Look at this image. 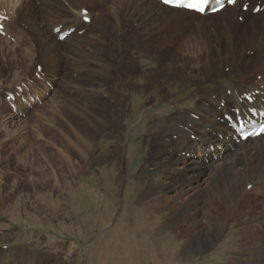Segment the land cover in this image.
Wrapping results in <instances>:
<instances>
[{"label":"rangeland","instance_id":"374dc122","mask_svg":"<svg viewBox=\"0 0 264 264\" xmlns=\"http://www.w3.org/2000/svg\"><path fill=\"white\" fill-rule=\"evenodd\" d=\"M86 1L87 5L80 7L88 9H84L83 14H91L93 11L95 14L92 15H105V22L106 19L115 22L113 11L123 16L126 14L127 9L120 7L118 0ZM152 1L160 3L159 0ZM245 3L248 2L242 1L234 8L228 7L224 13L215 17L174 13L164 7L159 10V15L166 16L163 25L167 26L160 29L150 42L142 39L130 41L128 37H131L132 31L129 30L131 35H124L122 43H118L117 34L109 30L108 46L116 54L128 53L132 47H136L138 50L142 49L146 56L142 60L136 59L137 61L159 59L164 69H150L147 66L140 72L149 73L146 96L151 97L158 90L165 95V99L161 108L146 114L150 124L145 131L134 129L139 119L131 120V124L127 122L131 118L128 102L122 111L115 105L114 111L109 113L100 112L99 108L92 105L96 116L107 122V128L103 129L98 125L96 128L85 126L81 129V133L92 144L90 149H86L71 125L81 111L74 99L77 98L81 103L86 99L79 97V93H70L71 96H68L79 107V112H75L66 99H52L58 89L56 82L62 77L58 76V67L42 62L41 53L45 50L47 35L38 33V27L32 24L20 27L17 23L18 14L14 16L11 11L17 9L16 0L11 3L0 0V16L8 18L3 21L5 29L0 34V251L7 254L8 250H12L9 255H3L4 259L0 260V264H255L252 262L255 257L250 253L241 255L224 251L221 237L210 243L207 253L188 261L180 256L179 249L171 245L172 235L187 243L193 234L205 232L209 228V223L204 220V206L208 197L197 201L194 194L204 190L205 186L208 187V182L212 180L211 174L215 171L217 173L216 165L207 169L192 186L177 184L164 190L163 186L168 185L165 177L155 181V185L153 181V169H157L154 160V136L157 129L154 127L156 124L167 125L176 121L180 113L181 116H192L200 121V115L193 111L179 112L182 107L180 99L195 90L199 92L198 86L204 87L210 81L204 79L205 73L202 70L191 66L184 69L178 67H181L183 75L170 74L167 64L173 58H179V65L185 61L195 62L205 54L206 46L216 49V35H221L223 48L229 49L225 34L221 32L223 29L219 26L221 21L234 17L243 23L240 21V13L258 15L263 12L254 13L253 10L256 4L264 6V0L253 2L247 11L243 10ZM69 8L66 6L65 9ZM46 9L50 12L56 10L53 6ZM150 21H154V17ZM247 22L249 25L243 23L241 30L238 27V33L235 32L236 40L244 47H247L249 39L262 27L261 21H257L255 27H250L252 19ZM201 23L203 26L198 28ZM125 28L126 26L121 27L123 30ZM79 34H83V31H79ZM191 38H195V43L191 42ZM254 54L253 51L247 53V59H254ZM13 55L19 57L20 62H14ZM237 56L240 54L237 53ZM244 68L245 63L240 62L237 70L244 83L259 81L264 86V74L248 76V71L242 75ZM73 74L75 78L79 77L78 74ZM182 76L186 78L183 79ZM50 84H53V88L48 89ZM260 89L264 94V87ZM10 94H13L14 99L9 97ZM54 100L60 103L62 101L63 105L52 104ZM12 102L18 106L28 104V107L24 115L17 116L9 124V116L17 114ZM207 105L206 102L204 106ZM67 109H70L69 112ZM160 115L165 118L159 120ZM182 120L181 117L179 121ZM204 121L207 123L208 118ZM191 133L193 134L192 131ZM213 134L221 139L218 132ZM230 138L235 141L237 134ZM230 138H227L228 143ZM210 142L211 138L207 137L201 146ZM257 142L250 138L247 146L253 147ZM185 146H192V142ZM170 152L177 155L173 149ZM182 155L191 160V152ZM212 159L220 158L210 157ZM230 160L227 159V162ZM206 163L213 164L209 160ZM251 165L252 170L256 167L262 169L264 159L253 160ZM244 167L247 166L235 165V174ZM111 169H115V172L109 171ZM217 182L220 183V180ZM216 189L213 186L207 193L215 194ZM220 194L223 198L221 200L226 203L227 199L223 193ZM244 198L252 205V211L255 210L258 214L263 206L264 194L255 191ZM154 199L159 202L154 203L155 208L153 206L154 209L149 211L153 215L149 216L148 212L142 211L141 204ZM198 212L202 214L198 215ZM232 224L230 227L235 225ZM22 254L24 255L21 256ZM10 257L15 258L16 263L10 262Z\"/></svg>","mask_w":264,"mask_h":264},{"label":"bare ground","instance_id":"6f19581e","mask_svg":"<svg viewBox=\"0 0 264 264\" xmlns=\"http://www.w3.org/2000/svg\"><path fill=\"white\" fill-rule=\"evenodd\" d=\"M2 1L11 3L15 0ZM259 1L260 0H246V2L250 4ZM117 2H119L120 7L127 10L124 16L113 11L112 15L114 16L113 19L115 22L109 21L108 19H106L105 22L103 18L105 15H92L93 11L91 14L87 13V15H84L82 11L85 8L81 9L80 7L87 5L86 0H16L17 9H11L14 16L18 14L17 23L20 27L21 25L29 26L32 24L38 27V33L47 35L45 41L43 40L45 50L41 53L42 62L43 64L55 65L58 67V76L62 77L61 80L59 78L60 81L56 82L58 89L57 93L53 94L52 99L59 97L61 99H66V101L71 104L69 106L75 112L78 111V106L76 107L75 103L80 105L81 111H78L80 116H77L78 118L76 117V120L73 119L74 123L70 124L74 126L77 136L86 149H90L92 144H90L89 140L81 133V129L83 130L85 126L96 128L98 125H100V128L101 126L103 129L107 128V122L101 120L99 116H96L97 113L95 114L93 111L92 105H94L95 108H99L100 112L109 113L114 111L115 105L122 111L125 104L128 102L129 106L127 107L130 110L131 118L127 120V122L131 124V120L139 119L134 129L140 128L145 131L146 128L149 129L148 125L150 124L149 119L146 118V114L149 112L154 113L156 109L161 108L165 99V95H162L158 90H155V95L151 97L146 96L149 73L148 71L140 72L141 69H145L147 66H150V69H164L159 59H152L151 61L145 59L144 62L137 61L136 59L142 60V58L146 56L142 52V49L138 50L136 47H132L128 53L116 54L111 50L112 48L110 49L108 46L109 30L114 32L115 35L117 34L116 41L118 43H122V37L124 35L126 36L129 30L130 32L132 31V35L129 34L133 37H128L130 41L135 40L136 42V40L139 41L142 39L144 42H150L160 29L167 26L163 25L166 16L159 15V10L164 7L166 10L174 13L184 12L189 15L197 14L183 9H173L164 6L161 2L156 4L157 2L154 3L152 0H118ZM51 6L56 8V10L50 12L46 9V7ZM66 6L70 8L65 9ZM227 8L228 6L220 13L206 16H218L224 13ZM87 10L85 9V11ZM93 14H95V12ZM152 17H154V21L151 22L150 19ZM39 18H42V20ZM84 18H90L91 23L87 24ZM240 19L244 25H249L247 21L252 19L253 22L250 24V27H255L257 21H261L262 23L260 31L256 28L258 33L252 35L253 38H251V40L249 39V42L246 44L247 47L240 45L239 40L237 41L235 37V32L238 27H242L243 23L238 22L234 17H228L222 20L219 26L223 29L221 32L225 34L224 37L227 39L228 44L226 45L229 49L223 48L224 41L221 39V35H216L218 43L216 44V49L206 46L205 54L198 57L195 62L189 63L185 61V63L179 65V58H173L167 64L170 74L178 73L183 75L184 72H182L181 67L184 69L187 66H191L202 70L205 73L203 76L204 79H210L208 84L204 85V87L198 86L199 92L195 90L194 93L191 92L186 97L184 95V97L182 96L183 98L180 99L182 101V107L179 108V112L185 110L193 111L200 115V121H197L196 118L192 116H181L180 113L176 121L169 122L167 125L162 123L156 124L154 127L157 129L154 136V143L156 145L154 160L157 166L156 170L153 169V177H155V179H153L154 185L155 181L161 179V177H165V182L168 185L163 186L164 190H169L175 185L177 186V184L186 183L192 186L193 182L200 178L211 166L216 165V168H218L217 173L216 171L213 172V175L210 173V178H212V180L208 182V187L205 186L206 190H200L194 194L197 201L204 200L208 197L204 206L205 213H203L204 220H206V223H209V228L205 229V232L193 234V237L190 238L187 243H185L186 240L183 242L179 237H174L173 235L172 240L170 239L171 245L175 249H179L180 256L186 259V261L193 260L195 257L207 253L210 243L216 238L218 239V237H221L223 238L222 248L224 251L241 255H243V253H250L252 257H255L252 261L253 263L264 264V202H262L263 206L257 214L255 210L254 212L252 211V205H249L250 202L244 198L246 195L254 193L255 191L264 194V168L258 169L256 167L255 170L251 168L253 167L251 161H260L264 159V136L255 138L254 141L258 142L253 147L247 146L250 138L247 139L246 142L238 141L239 133L236 131L238 121L234 118L236 115H239L240 119L245 121L246 125L251 121L264 122V94L260 89V87L264 86H261L262 83L259 81H257V83H244V79L239 78L241 76L238 75L239 71L237 70L239 63L244 62L245 68L242 75L246 74L248 71V76H252V74H264V10L258 15L240 13ZM123 26H126L124 30L121 29ZM202 26L203 23L199 24L198 28ZM69 30L72 31V33L62 40L61 36L63 33ZM239 30H241V28ZM79 31H83V34L80 35ZM40 39L42 38L40 37ZM191 40V42L195 43V38H191ZM41 44L44 45L43 43ZM188 46L189 45H187V47ZM251 51L255 53V58L247 59L246 55ZM237 53L240 54L239 57ZM12 60L14 62H20L19 57L14 55ZM179 66H181L180 69L178 68ZM48 67L50 68V66ZM73 73L78 74L79 77L75 78L72 76ZM184 78H186V76L183 77V79ZM50 88H53V84H50V87L48 86V89ZM70 93H79L78 96H82L86 100L81 103L77 98L74 99V97L75 103H73L71 102L72 98L68 97L71 96ZM23 101H26V99ZM206 102L208 105L204 106ZM57 103L60 102H55L54 100L52 104L58 105ZM13 105L18 113H12L9 116V124L13 123V120L17 118V116H22L27 112L26 107H28V104H19L18 106L16 103H13ZM73 114L75 115L74 112ZM161 115L158 117L159 120L165 118ZM181 117L183 120L179 121ZM207 118L208 121L206 123L204 119ZM230 127H232L234 131H232ZM207 129L210 130L207 132ZM187 130L189 132H186ZM217 132V135L220 136L221 139H218V137L213 134ZM235 133L237 134V138L233 141L230 137H233ZM207 137L211 138L212 142L208 145L201 146ZM227 138H230L229 143L227 142ZM231 140L233 142H231ZM190 142H192V146H185V144ZM239 144L242 147H240ZM171 149L175 150L177 155L172 154L173 152H170ZM231 149L234 150L231 151ZM158 150L159 152H156ZM190 152L192 153L191 160H187L186 157H183V153L187 155V153ZM210 157H217V159H220L210 160ZM229 158L231 159L229 161L230 163L227 162ZM207 160L212 161L213 164L207 165ZM237 164H242L247 167L241 168L236 175L235 165ZM109 171L114 173L115 169ZM218 180H220L221 184L217 182ZM213 186L217 188L216 191L218 194L215 192V194L207 193V190ZM220 193H223L222 195L227 199L226 203L221 200L222 197L219 196ZM234 199H237V201L235 202ZM155 202L159 201L154 199L141 204L143 205L142 211L148 212L149 216L153 215L152 212L149 211L152 210L153 206L155 208ZM181 209L182 207L180 210ZM201 214V212H198V215ZM230 224L235 225L230 227ZM128 236H130V234ZM11 252L12 250H8L6 254L0 251V260L3 258V255H9ZM23 255L24 254L21 256ZM12 257L8 260L16 263L14 260L15 258L13 259Z\"/></svg>","mask_w":264,"mask_h":264},{"label":"snow or ice","instance_id":"6c2138e0","mask_svg":"<svg viewBox=\"0 0 264 264\" xmlns=\"http://www.w3.org/2000/svg\"><path fill=\"white\" fill-rule=\"evenodd\" d=\"M171 0H165V3H170ZM210 2H217V0H198L197 3H190V4H187L186 7L188 8H195L197 9L198 11L200 12H204L205 11V8L206 6L210 3ZM229 3H232V4H235L236 3V0H229ZM212 11H218L219 8H213L211 9ZM237 121L240 120V116L239 115H236L234 117ZM261 131H264V129H261ZM257 135H259V133H256ZM247 138V137H245Z\"/></svg>","mask_w":264,"mask_h":264}]
</instances>
